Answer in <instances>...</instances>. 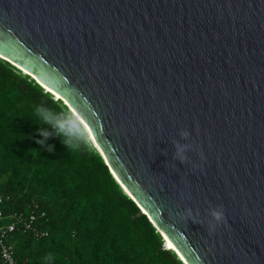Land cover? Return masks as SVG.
Wrapping results in <instances>:
<instances>
[{
	"label": "water",
	"instance_id": "obj_1",
	"mask_svg": "<svg viewBox=\"0 0 264 264\" xmlns=\"http://www.w3.org/2000/svg\"><path fill=\"white\" fill-rule=\"evenodd\" d=\"M0 59L86 126L184 264H264V0H0Z\"/></svg>",
	"mask_w": 264,
	"mask_h": 264
},
{
	"label": "trees",
	"instance_id": "obj_2",
	"mask_svg": "<svg viewBox=\"0 0 264 264\" xmlns=\"http://www.w3.org/2000/svg\"><path fill=\"white\" fill-rule=\"evenodd\" d=\"M40 106L71 115L62 101L0 59V212L34 213V228L48 232L41 239L10 233L15 264H184L90 141L78 148H66L56 136L36 142L43 139L39 129L51 131L37 115Z\"/></svg>",
	"mask_w": 264,
	"mask_h": 264
},
{
	"label": "clouds",
	"instance_id": "obj_3",
	"mask_svg": "<svg viewBox=\"0 0 264 264\" xmlns=\"http://www.w3.org/2000/svg\"><path fill=\"white\" fill-rule=\"evenodd\" d=\"M37 115L40 119L49 126L51 131L48 128H41L38 130V134L43 137V139L36 141L40 145H44L45 141L51 137H62V144L67 147L78 148L82 143L87 144V136L84 134L83 129L80 127V124L77 122L76 118H73L66 112H53L51 109H48L44 106L37 108ZM183 138L189 136L188 132H181ZM176 157L182 162H185L187 157L183 155L187 145H181L179 142H176ZM51 149V146H48ZM210 215L212 219L219 223H226V217L224 215L223 206H220V210H211ZM216 224L210 223L208 226V234L211 235L215 232Z\"/></svg>",
	"mask_w": 264,
	"mask_h": 264
},
{
	"label": "built area",
	"instance_id": "obj_4",
	"mask_svg": "<svg viewBox=\"0 0 264 264\" xmlns=\"http://www.w3.org/2000/svg\"><path fill=\"white\" fill-rule=\"evenodd\" d=\"M39 217H44V214H40ZM37 219L38 218L34 213L28 216L23 215L22 213H13L8 217H4L0 212V264H15L12 246L7 242L10 233L18 230L22 231V233L31 232L36 239L48 236L47 231L36 230L34 228Z\"/></svg>",
	"mask_w": 264,
	"mask_h": 264
},
{
	"label": "bare ground",
	"instance_id": "obj_5",
	"mask_svg": "<svg viewBox=\"0 0 264 264\" xmlns=\"http://www.w3.org/2000/svg\"><path fill=\"white\" fill-rule=\"evenodd\" d=\"M54 97H56V99H59V96L57 95V94H52ZM74 116H75V114H74ZM76 117V116H75ZM77 118V117H76ZM78 119V118H77ZM79 120V119H78ZM82 129H83V132L85 133V135L87 136V138L90 140V142H91V144L94 146V147H96V144H95V142H94V140H93V138H92V136L90 135V133H89V130L86 128V126L82 123ZM97 148V147H96ZM163 241H164V246L166 245V246H168V249H173V246L171 245V243L166 239V238H164L163 239ZM178 256H179V254H178ZM180 257V256H179ZM181 258V257H180Z\"/></svg>",
	"mask_w": 264,
	"mask_h": 264
},
{
	"label": "rangeland",
	"instance_id": "obj_6",
	"mask_svg": "<svg viewBox=\"0 0 264 264\" xmlns=\"http://www.w3.org/2000/svg\"><path fill=\"white\" fill-rule=\"evenodd\" d=\"M54 97V96H53ZM54 99H56V97H54ZM88 141H90L89 139H88ZM128 196V195H127ZM167 248H168V246H167Z\"/></svg>",
	"mask_w": 264,
	"mask_h": 264
}]
</instances>
